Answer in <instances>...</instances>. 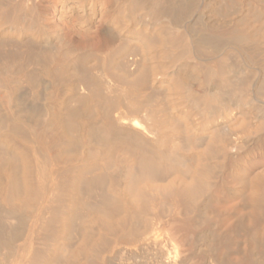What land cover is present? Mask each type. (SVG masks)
<instances>
[{"label":"bare ground","instance_id":"1","mask_svg":"<svg viewBox=\"0 0 264 264\" xmlns=\"http://www.w3.org/2000/svg\"><path fill=\"white\" fill-rule=\"evenodd\" d=\"M0 264H264V0H0Z\"/></svg>","mask_w":264,"mask_h":264},{"label":"rangeland","instance_id":"2","mask_svg":"<svg viewBox=\"0 0 264 264\" xmlns=\"http://www.w3.org/2000/svg\"><path fill=\"white\" fill-rule=\"evenodd\" d=\"M54 6L52 7L53 9H52V12L54 13V16L53 15H51V17H52V19L54 20V19H56V20H58V22H61V21H63V19H64V22L66 21V19H67V14L65 13V12H62L61 13V11L59 12V10H58V6H57V4H53ZM56 6V7H55ZM57 8V9H56ZM56 13V14H55ZM66 19H65V18Z\"/></svg>","mask_w":264,"mask_h":264}]
</instances>
